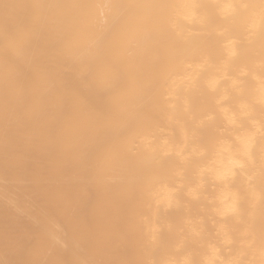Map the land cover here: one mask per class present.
I'll return each mask as SVG.
<instances>
[{
  "label": "clouds",
  "instance_id": "clouds-1",
  "mask_svg": "<svg viewBox=\"0 0 264 264\" xmlns=\"http://www.w3.org/2000/svg\"><path fill=\"white\" fill-rule=\"evenodd\" d=\"M62 2L81 25L0 45L39 207L15 264H264V0H109L100 31ZM84 48L93 102L59 73Z\"/></svg>",
  "mask_w": 264,
  "mask_h": 264
},
{
  "label": "bare ground",
  "instance_id": "bare-ground-1",
  "mask_svg": "<svg viewBox=\"0 0 264 264\" xmlns=\"http://www.w3.org/2000/svg\"><path fill=\"white\" fill-rule=\"evenodd\" d=\"M108 4L109 0H94L91 6L97 31L106 26ZM53 22L70 31L84 21L71 14L62 0H5L0 4V45L11 48L27 37L31 45L42 46ZM95 58L94 49L84 48L75 59L59 65L62 85L71 97L83 102L95 100ZM22 60L26 61L27 57L21 49L9 70H14ZM30 145L31 138L26 129L14 118L10 120L0 135V262L3 264L21 258L17 250L19 234L33 223L39 212L38 205L33 204L31 198L30 171L34 164ZM22 218L25 221H20Z\"/></svg>",
  "mask_w": 264,
  "mask_h": 264
},
{
  "label": "rangeland",
  "instance_id": "rangeland-1",
  "mask_svg": "<svg viewBox=\"0 0 264 264\" xmlns=\"http://www.w3.org/2000/svg\"><path fill=\"white\" fill-rule=\"evenodd\" d=\"M21 220H24L25 221V219L24 218H22V219H20V221ZM23 221V222H24ZM23 222H21V223H23ZM20 258H17V259H15V262L17 261V260H19ZM15 262H14V260L12 261V262H8V263H6V264H15Z\"/></svg>",
  "mask_w": 264,
  "mask_h": 264
}]
</instances>
